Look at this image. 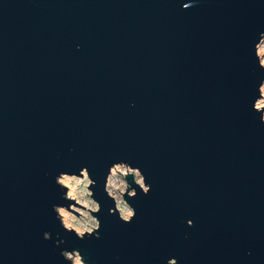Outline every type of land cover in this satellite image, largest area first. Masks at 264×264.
Listing matches in <instances>:
<instances>
[{"label": "water", "instance_id": "1", "mask_svg": "<svg viewBox=\"0 0 264 264\" xmlns=\"http://www.w3.org/2000/svg\"><path fill=\"white\" fill-rule=\"evenodd\" d=\"M261 33L264 0H0V264H264ZM120 162L151 186L127 224ZM85 168L101 228L81 241L52 206Z\"/></svg>", "mask_w": 264, "mask_h": 264}, {"label": "clouds", "instance_id": "2", "mask_svg": "<svg viewBox=\"0 0 264 264\" xmlns=\"http://www.w3.org/2000/svg\"><path fill=\"white\" fill-rule=\"evenodd\" d=\"M259 41L255 47V54L259 68L264 70V33L260 34ZM258 92L260 102L256 100L253 111L259 115L260 123L264 124V81L260 82ZM117 177L120 181L119 186H117L114 179ZM128 177H132V184L128 182ZM55 184L63 193L61 199L66 202V206H52L55 218L63 230L69 234H74L81 241L92 236L100 239L101 223L98 214L101 212V205L94 199V192L91 190L95 187V181L91 178V173L86 168L81 170L79 175L60 173L55 178ZM137 188L145 196L151 191V186L146 183L145 176L138 168H133L126 162L111 166L104 187L107 197L115 203V208L110 210L109 214L118 215L123 223H131L136 216V211L128 203V200L137 197ZM114 193H119V198ZM125 196H127V199H125ZM193 226L192 221H188V227ZM43 239L51 241L52 234L45 232ZM64 243V240L58 238L55 246L60 247ZM60 255L65 264H87L78 250L74 249L71 252L63 250ZM168 264H178V262L171 259Z\"/></svg>", "mask_w": 264, "mask_h": 264}, {"label": "rangeland", "instance_id": "3", "mask_svg": "<svg viewBox=\"0 0 264 264\" xmlns=\"http://www.w3.org/2000/svg\"><path fill=\"white\" fill-rule=\"evenodd\" d=\"M258 102H260V101L258 100ZM114 179H115L116 182H117V186H119V183H120L119 178L117 177V178H114ZM114 195H116L117 198H119V193H114Z\"/></svg>", "mask_w": 264, "mask_h": 264}]
</instances>
